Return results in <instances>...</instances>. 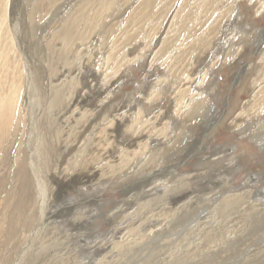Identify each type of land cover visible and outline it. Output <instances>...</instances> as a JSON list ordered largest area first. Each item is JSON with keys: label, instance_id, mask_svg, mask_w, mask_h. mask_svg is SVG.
I'll return each instance as SVG.
<instances>
[{"label": "bare ground", "instance_id": "6f19581e", "mask_svg": "<svg viewBox=\"0 0 264 264\" xmlns=\"http://www.w3.org/2000/svg\"><path fill=\"white\" fill-rule=\"evenodd\" d=\"M61 1L62 0H33V2H40L39 7L37 9L38 15L44 13L46 15V13L50 14V12L52 13L53 16L52 18H50L51 21L48 24H53L52 27H54V30L48 31L50 28L52 29V27H50L49 29H46L45 32H50V35L48 34L50 36L49 39L53 38L54 41L59 39L61 41V46L63 47L64 45L68 44L70 40L74 39L73 37L77 35L78 31L85 30V28L87 27L89 29L97 27L98 24L102 22V20H105L109 17L108 14L111 17V13L114 12L113 10L115 7H120L129 0H66L68 1L66 2V6H69L68 9L66 10L64 7L65 10L54 13V8L60 7L59 5L62 4ZM138 1L136 4H134V11H132L134 13L138 12L139 14L144 13V11L147 12L151 0H140L139 3ZM237 1L238 0H183L176 13H174L172 18L170 17V29H174L175 33H171L170 35H165L164 37L157 39L156 42H159L160 44L157 56H163L167 52L169 53V49L172 48V46L179 45L180 48L177 51L179 57L170 58L169 56V58H161L160 56H158L152 59V62H159L165 74H163L164 77L155 81L156 83L153 88H155L156 91H152V93L150 92V98L147 100L151 103H155L158 101L161 102L162 96H164L166 89L169 88L166 84L168 83V86H170V88L173 86V88L176 90L173 105V113L175 115L174 119L172 118L173 116L171 117V115H168V112L160 110L163 107H155L152 110L153 112H151L150 109H145L146 106H139L138 108L136 107L137 111L135 112V114H133V116L127 114V111H125L121 113L119 112L120 114H118L117 117H114L112 115H109L108 112L103 113V110H105V107L107 105L103 101H98V104L94 103L96 104V107L93 104L94 107L92 108L91 112L87 110L80 111V104L82 102L80 103L78 101L79 99H72L74 97H71L72 100H69L68 102L64 99L66 98V94H68L67 97H70L71 94L69 93L71 88H79L80 84L81 86L83 85L85 87L88 84L84 82L80 83L79 81L78 83H76V85L74 83L69 84L68 82L70 81H76L75 76L72 72H70L73 74V76L67 79V76L64 75V72H62L63 69L58 67V65L60 64L59 61H54L53 58L51 60L50 58L43 57V53L39 52L38 50H36L35 52V50L33 49L34 51L32 52L31 48L30 60H25L23 58L24 56H22L21 59L17 58V62L10 63L11 61H8L10 60V57L15 58L16 56H18V54H22V48L20 45L23 44L24 41H21V39L23 38L20 37L21 33L19 34V29L22 28V23L26 25L28 22L33 21L32 19H34V17L32 13L34 12L31 10L32 4H30V19L28 17L29 15L27 16L26 14L27 17L24 21H22L18 17V15L20 11L22 13L23 9L26 7L24 0H0V87L1 85H4L5 81L3 80V78L4 76L7 77L8 74L9 77H11L12 75L13 80L14 77L16 80L15 82L11 80L13 82L9 83L10 92L8 97H6L5 95L4 96L6 98L0 97V264H33V261L36 256L35 254L39 252V250L41 251L42 249L47 248L48 246L50 247L51 245L60 246V248L57 249V252L59 253L56 255L55 258H53L51 264H127L131 259H135L133 263L131 262L132 264H205L206 262V264H209L208 262H211L212 258L214 257L212 256L211 258L208 253L205 254V247H207L208 249V247H212V245H214V248L219 249L218 246L223 245V241L226 240L227 236H230L235 232H237V236L242 235L243 237L244 235L250 232L253 233L255 230V232L257 233V229H253L254 226L257 225L253 220L255 219L256 221L257 219V221L259 222L264 221V187L262 186V188L260 189L253 187H256L258 184L260 185L264 173H252L248 175L244 184H250V187L243 188L242 191L239 193L235 190L234 186L236 176L240 175L238 173V171L240 170V167L238 165H236L234 169L229 168L230 172L226 173L229 178L221 177L219 182H210L209 178H212V175L210 176L207 175V173H204L205 169H207L210 165L214 164V168L211 172H220L224 169H228L229 165H227V163H225L224 165H217L218 163L215 164V162L218 161V153L210 155V157L207 159L202 158L200 154L202 147L196 145V140H193L192 136L189 133L191 131L192 125L194 124V122H192L191 120H194V118L200 116V114L203 113L202 110L203 108H205L204 105L207 99L206 96H208V93H210L207 90H200V86L194 84V81L191 77L195 70L194 64L197 59L195 58V55L201 53L202 51H205L203 50L204 47H208V45L211 43V38L215 35L219 26H221V22H223V19H226L224 22L225 26L229 25V23L232 24L233 22L236 25V23L239 21V18H241L240 11L242 10H240V4L238 5ZM247 1L250 4L249 6L254 5L256 7L254 11L255 15L259 16L264 13V0ZM29 2H31V0H29ZM29 2L28 0H26V3H28V8ZM130 6L132 5L130 4ZM142 6L143 9H141ZM23 13H25V10ZM156 14L155 17H157ZM127 19L129 23H134L133 20H130L129 16H127ZM150 19L152 20V18ZM201 22L202 24L200 26L199 24ZM242 23L244 24V22ZM102 26L105 29L109 27V25L106 26L105 23ZM102 26L100 27L99 25L100 28H102ZM224 27L222 28L224 29ZM132 28L133 27H131V29ZM197 28L198 32L195 31V29ZM246 29L244 30L247 31ZM166 34H168V32ZM211 34L212 36L210 38L207 37ZM115 35L113 39L115 38ZM148 36H150V34ZM248 36L250 37V35ZM197 37L200 38L199 42H190L191 38L195 39ZM243 37L241 35L242 39ZM85 38L87 37H84L83 39ZM132 38L133 35H128L127 39L124 38V41L125 39L127 40L125 43H131V41H133ZM86 40L87 39H85V41ZM227 40L230 41V37ZM174 41H177L178 43ZM77 43H79V41ZM251 43L255 44V40H251ZM77 46L82 47L84 45L77 44L76 47ZM154 46H157V44ZM223 46L224 45H222V48H224ZM31 47L33 48V46ZM231 47L234 48L232 57H234L239 51L241 52V47L233 45ZM143 49L144 47L142 48V50ZM119 50L122 51L120 48H117L116 50L109 51V54H106L105 51V54L110 60L109 55L114 56V54ZM85 53L87 52L85 51ZM126 54L127 50L124 51L118 59L119 65L113 66L112 71L109 73H112L114 70H117L120 66L122 67L124 63L130 61V59L126 60ZM201 54H203V52ZM78 55L77 57H79ZM114 58L115 57H113V59ZM202 58H204V56H202ZM225 58H227V56H225ZM261 58L263 59L261 60L260 68H258V70H260V73L255 79L252 80V86H256L260 83L261 80H264V55ZM35 59L39 62V65L35 63ZM108 59H105L104 57V60L108 61ZM137 59L138 58L136 57V59H134L133 61H137ZM234 59L237 60L236 58ZM48 62L51 63L50 67L48 66ZM35 64L38 66H36V69L33 68L35 67ZM108 64L110 67V62ZM63 66H65V64L62 65V67ZM91 66H93V64ZM99 66L100 64L98 65V67ZM126 66L124 67L126 68ZM101 67L102 66H100L99 68L101 69ZM78 71H80V69ZM47 73L48 76H46ZM247 76L249 77V74H247ZM187 83H190V85H187ZM35 84L43 86L44 89L43 94L41 96L38 94L37 91H35ZM101 89L102 88H100V90ZM105 91L106 89H104L103 92L105 93ZM170 91L172 92L171 89ZM1 94L3 93L1 92ZM99 95H101V93H99ZM102 97L104 98V95ZM247 105L250 106V109L249 107H247ZM245 106L247 107V110L246 107L241 109L239 115L247 114L248 111L251 112V114L254 113L255 115L256 113L257 115H259L258 113H261V111L264 112V84L260 85L257 88V90L252 96L251 101H249ZM109 109L111 110V108ZM122 111L124 110L122 109ZM68 113H70V116L66 117V114ZM84 113H88L91 119L88 124L84 125V127L82 125L83 128L80 130V137L76 139L74 143L65 144V142L61 144V142H59L60 140L58 139L60 132L63 130V128L60 127V123L64 122L65 120H67L68 124L70 123L69 126H65L69 135L76 131L77 123L80 119L83 118V116H85ZM214 114H216V111ZM60 118H63L64 121L60 122ZM164 118H166V120L163 125L161 124V127H157L156 122L162 121ZM238 118L240 119V117ZM197 120H201V118L196 119V124L200 123L197 122ZM219 120L220 117L216 115L213 116L211 120L209 119L210 123H206V130L204 129L205 131L203 135L205 136V132H207L208 129L213 128L215 126V123H217V121ZM221 120H224V118ZM233 121L235 122V120ZM128 122H130L129 126L125 128ZM92 126L102 127L101 137H103V139L99 137L95 140L94 136L93 138H90V135L92 133ZM179 126H181L180 129H178ZM230 130L236 131L240 135H247L248 139L257 143L259 146L264 145V126L262 125H253L250 127H235L232 123V125H230ZM124 133L127 134V136L125 137V141H120L119 139H117L118 137L121 138L122 136H124ZM86 138H90L93 141H87ZM136 140L137 144L134 145L135 147L130 148V146ZM180 142L182 143L180 144ZM200 142L201 139L199 143ZM100 144H103L104 146L101 147ZM160 144L164 145V147L163 145L161 146L163 147L161 149L159 147ZM172 145L175 148L172 147L173 149H171ZM108 146L111 147L110 150L105 149L104 151V148H107ZM89 147L94 151L96 150L94 147L101 148V156H99L100 154H97V156L95 152H93V154H89L87 152L89 150ZM170 149V153H173V159H175V161L177 162L170 167V170H166L165 172H163L165 168L169 167V163L167 166L159 167L161 164L158 166V163L156 162V169H159L157 170V174L152 175V170H154V168L152 169L148 167V169L146 170L147 173L144 177H141L142 174H137L133 181L126 182L127 179L130 178L132 173L134 171H137L139 165H143V163L145 162H150V159L158 153L159 157L161 156L160 159L162 160V158H165L164 153H168ZM234 149H236L235 145L229 149H219V152L220 154H227L223 156L232 157ZM110 151L117 153V156L110 154ZM194 156H200L196 167L198 168V171L201 170V172L180 175L178 171L179 166H181L184 162ZM171 157L169 156L168 158ZM178 160L181 161L180 164H178ZM136 163L137 166L134 165ZM229 163H232L234 167V164H237V161H229ZM146 165H151L153 167L152 160L151 163H148ZM76 167L78 169L91 168V170H88L89 173L87 172L86 176L84 175L82 179L78 178L72 180L71 187H73V184L77 185L79 183L83 186H80L83 191H77V189V195H75L72 199L70 198L68 200L69 203L67 205L66 210L67 212H69V215L73 214V217L71 216L70 220H68L67 218L61 220L60 222H57V213H48L49 209L48 206H44L46 205L45 202H48L51 197L53 198L57 195V189L61 187L60 186L57 188V183L60 181L61 177H63V175H65L68 171L70 172L73 170L74 172V168ZM77 171L80 172L79 170ZM77 171L75 172L78 173ZM233 172H235L236 174H233ZM38 174L41 175L40 177H42V174L46 177V186L45 189L42 191L44 192V195H41L40 193L41 188L39 184L41 180L38 177ZM148 175H151L153 177H149ZM41 179H43V177ZM192 180H196L202 186L204 184L205 186L209 185L210 190L207 191V193L201 191L200 188L199 189L201 191L200 194L205 198L204 200H208V198H213L211 207L208 206L209 208H206L204 207L205 202L201 203L200 208L198 210L200 211L201 216L196 215L194 220L191 221L187 228L185 227L184 229H182L183 231L177 233L171 232L166 237L159 236L160 230L158 229L169 226L171 223L179 221V219H188L187 217L192 212V215H195V208H198V206H192L194 204L191 205L190 199L188 201L186 200V198L190 195L188 194V190L192 186ZM94 181L96 182L93 183ZM147 182L151 185L148 190L137 189L142 184H148ZM117 187L120 188L121 193H127L125 195L126 199H123L124 201L121 204L119 203L120 205L118 209L114 210L113 214H105L103 210L101 212L92 211L90 209L87 211H75V204L78 202H82V197H86L88 199L91 198L93 201L97 202L102 199L99 198L101 196H99L100 193H104L108 189L111 190L116 188L117 190ZM78 194H81V199L79 198L76 201V199L78 198ZM91 195H96L97 198H93ZM100 204L98 203L100 208H102ZM206 205H208V203ZM131 206H136V209H138L136 210V212L141 211L140 214L146 213V216L143 217L140 221L132 220L130 223H128L129 225H124L126 222L123 223L124 226L121 229L117 225V227L119 228L117 229L120 230L117 231L116 228L113 227L114 225L116 226V222H114V220L118 218L123 220L127 219L128 214L124 215L123 213H125L127 207ZM77 207L79 206L77 205ZM205 210H207L208 212H206ZM91 211L92 213H89ZM198 211L196 212L198 213ZM31 212L33 213V216H38V220H35V222H33L30 217V214H32ZM129 214L131 215L130 219H132L134 215L130 212ZM97 216H101L103 219H107V222L110 225L112 224V226L109 230L108 235L103 238L104 240L102 239L103 242L100 241V243L102 242L101 245H99L100 243L97 244L99 240L96 239H91L86 243L88 244V246L91 245V247H93L92 251H90L91 249L88 250V246H85L87 248V251H78L76 249V246H79V240H75L76 237L72 238V235L60 233L63 228H66L64 225L65 223L72 222L73 224H75L78 222L79 224H81L82 221H86L85 223H88V220H93L97 218ZM180 217H182V219ZM189 218L191 217L189 216ZM229 218H234V220L237 221L239 224L229 226L227 224ZM251 222H253V224ZM72 223L70 225H72ZM242 223L243 225L241 226ZM250 223L252 224L250 228L246 231H242L243 227H246ZM233 228H236L237 230H233ZM18 237L21 238V240L19 241L20 245L19 243H17L13 246V253H11L12 250H6V243L10 242L13 245L15 241L19 240ZM244 239H247V236ZM244 239H241V241ZM63 240H67L68 242H62ZM73 241L74 243H72ZM230 242V244H232L235 241L233 242L232 240ZM66 243L67 245H65ZM153 243H158V245L150 247V245ZM138 244H142L143 247L140 251L136 252L134 249L136 248V245L138 246ZM226 244H228V241ZM65 246L69 251L67 250L66 252H63ZM159 246L170 247L167 249V252L164 251L165 253H163L161 256H157L156 253L152 252ZM4 249L6 251H4ZM146 249L148 250V252L145 254L144 251H146ZM262 249L263 248H253L252 250L251 248H246V250H244L245 253L241 255L242 259L247 258L249 256V253H253L255 251L257 253L259 252V250ZM133 250L135 252H133ZM85 252H87L89 255L88 259L85 258ZM91 252L94 257L92 256ZM114 252H116L117 254H115ZM138 253L140 254L137 255ZM39 254L40 253H38L37 256ZM43 258L39 261L37 260V263L46 264ZM242 264L244 263L242 262Z\"/></svg>", "mask_w": 264, "mask_h": 264}, {"label": "rangeland", "instance_id": "374dc122", "mask_svg": "<svg viewBox=\"0 0 264 264\" xmlns=\"http://www.w3.org/2000/svg\"><path fill=\"white\" fill-rule=\"evenodd\" d=\"M62 1H64V2H62ZM62 1H61L62 4L59 5L60 7H55L54 8V10H53L54 13L55 12H59V11H63L65 9L66 10L68 9L69 6H66V4H67L66 2H68V1H66V0H62ZM137 1L138 0H135V1L134 0H129L128 2H125V4H123L122 6L115 7L114 10H113L114 12L111 13L112 14L111 17L107 13L109 17L107 19H105V20H102V22L103 21L104 22L103 23L100 22L98 24V26L95 27L96 29L95 28L89 29L87 27V28H85V30L78 31L77 35H76L77 37L76 36H75L76 38L73 37L74 39L70 40L71 43L68 42V44H66V45H64L62 47L61 46V41L59 39H57L56 41H54L53 38L49 39L50 32H47V33L45 32L46 29H49L50 27L53 26V24L52 25L48 24L51 21L50 18H52V16H53L52 13L50 12V14L46 13V15H45V13H44V14H39L38 15L37 14V9L39 7V3L40 2H33V0H31V2H29V0H28V2H29V8H28V6H27L28 3H26V0H24L25 5H26V7H25L26 9L24 8L23 12L25 10V13H23V12L21 13V11H20L21 14L19 13L20 16L18 15V17L22 21H24L25 18L29 15L28 17L30 19V10L29 9H30V4H32L31 10L34 12V13H32L34 19H32L33 21L28 22L26 25H24L22 23V25H21L22 28L19 29V34L20 33L22 34V35L20 34V37L23 38V39H21V38L20 39H21V41H24V43H23L24 45L23 44L20 45L21 48H22V54L21 55L18 54V56H16L15 58H11L10 57L9 58L10 60H8V61H11L10 63L17 62L16 61L17 58L21 59L22 56H24L23 58L25 60H27V59L30 60V48L32 49V52L34 50H35V52H36V50H38L39 52H42L43 53L42 54L43 57L50 58L51 60L53 58L54 61L55 60L59 61L60 62L59 65L60 66L58 65V67L63 69L62 72H64V75L67 76V79H69L71 76H73V74L75 76L76 81H70V82H68L69 84L74 83L76 85V83H78V81L80 83L84 82V83L88 84L85 87L83 85L81 86V84H80L79 88H77V87L71 88L70 89V93H69V94H71L70 97H67L68 94H66V98L64 99L67 102L69 100H72V99H75V98H77V100L79 99L78 101L80 103L82 102L80 104L81 105L80 106L81 107L80 111L87 110V111L91 112L92 108L96 104H98V101H103V102H105V104H107L106 107H105V110H103V113L108 112L109 115H112L114 117H117L118 114H120L121 112H125V111H127L126 112L127 114L133 116V114H135V112L137 111V108L139 106H144V107L146 106L145 109L146 110L150 109L151 112H153L152 110L155 107H159V108L163 107L160 110L168 112V115L169 116L171 115V117L173 116L172 118L175 119V115L173 113V105H174V97H175L176 90L173 88V86L170 88V86H168L169 84L168 83L166 84L167 87H169V88L166 89V91H168V92L165 91L164 96H162L161 102L158 101V102H155V103L154 102L151 103L147 99L150 98V95H149L150 92L152 93V91H156V89L153 88V86L156 83L155 81H157L158 79H161L162 77H164L163 74H165L163 68L160 66L158 61L152 62V59H154L155 57L160 56V55L157 56L160 44H159V42H156V41H157L158 38H162L165 35H170L171 33L172 34L175 33L174 29H170V25L169 24H170L172 16L174 15V13H176V11L178 10V8L181 5V3L183 2V0H177V1L175 0V2H174V0L173 1H171V0H151L150 3H149V7L150 8L148 7L147 12L144 11V13H141V14H139L138 12H136V13L133 12L134 11V7H135L134 4H136ZM139 1H138V3H139ZM129 3L132 6H130ZM237 4L238 5L240 4V10L241 9L242 10L240 11L241 18H239V21L236 23V25L233 22L232 23L233 25L231 23H229V25L225 26L224 22H225L226 19H223V22H221V26H219V28L217 29V31L215 33V35H217V36L214 35L211 38V43L208 45V47H206V48L204 47L203 50H205V51H202L203 54H201L202 53L201 52V53L195 55V58H197L196 62L194 64L195 65V70H194V73H193V75L191 77H192V79L194 81V84L200 86V90H202V89L203 90H207L210 93H208V96H206L207 99H206V102H205V105H204L205 108H203V110H202L203 113L200 114V116H197L196 118H194V120H191L192 122H194L195 125L194 124L192 125L191 131L189 133L192 136V139L196 140V145L202 147V149L200 151V154H201L202 158H206L207 159V158L210 157V155H213L214 153L215 154L218 153L217 154L218 155V161L215 162V164L218 163L217 165H221V164L224 165L225 163H227V165H229L228 169H224V170L221 169L222 171H220V172H211L213 170V168H214V164L210 165L207 169H205L204 173H207V175H210V176L212 175V178L209 176L210 177L209 178L210 182H216V181L219 182L221 177L222 178H229L228 175H226V173L230 172L229 168L234 169L236 167V165H238L240 167V170L238 171V173L240 175H237L236 176V180L234 181L235 190L239 193V192L242 191L243 188H245V187L249 188L250 187V184H247L248 186L244 184L248 175H250L252 173H262V174L264 173V150H263L264 149V145L263 146H259L257 143H255V142L251 141L250 139H248L247 135H240L238 132L230 130V125H232V123H233V125L235 127H237V126L250 127V126H253V125H262V126H264V112H262V111H261V113L260 112L258 113L259 115H257V113H256V115L254 113L251 114V112H249V111H248L247 114L239 115L241 109L245 108L246 107L245 105L249 101H251L252 96L255 93V91L257 90V88L260 85L264 84V80H261L260 83L258 85H256V86H252L251 85L252 80L255 79L260 73V70H258V68H260V65H261L260 63H261V60L263 59L261 57H263V55H264V32H263L264 31V13H262L259 16L255 15L254 11H255L256 7L254 5L249 6L250 4L248 3L247 0H238ZM155 5H156V7H155ZM64 7H65V9H64ZM141 9H143V6H142ZM247 9H250V10H247ZM159 11H161V12H159ZM151 13H153V14H151ZM26 14H27V16H26ZM155 14H156L157 17H155ZM127 16L130 17L131 21L133 20L134 23H136L138 25H136L134 23H129L127 21L128 20ZM149 17L152 18V20L155 19L154 20L155 22L157 20L158 21L155 23ZM109 18L112 21V23L109 20ZM144 21H145V23H144ZM242 22H244V24ZM104 23H105L106 26L109 25V27H107L106 29L103 28L102 25H104ZM144 24H145V26H144ZM201 24H202V22L199 25L201 26ZM238 24H240L241 26L238 25ZM99 25H100V27L102 26V28L104 30L102 28H100ZM228 26H230V27H228ZM131 27H133V28L131 29ZM222 27H224V29ZM234 27H235V29H234ZM243 27H244V29L247 28L246 29L247 31H245L243 29ZM53 28L54 27H52V29L50 28L48 31H53L54 30ZM134 28H135V30H134ZM236 28H238V29H236ZM230 30H232V31H230ZM195 31L198 32V28L195 29ZM120 32H121V34H120ZM143 32H145L146 34L143 33ZM165 32L166 33L168 32V34H166ZM122 33H123V35H122ZM233 33H234V37H233ZM24 34H25V36H24ZM147 34L148 35L150 34V36H148ZM86 35H88V36H86ZM114 35H115V38L113 39ZM120 35H121V37H120ZM128 35L129 36L133 35V38H132L133 41H131V43H133V44H131V43L126 44L125 43L127 41L126 39L128 38ZM241 35H242V37L244 36L243 39L241 38ZM248 35H250V37ZM211 36H212V34L210 36H207V37L210 38ZM84 37H87V38H85V39H87L86 41H85V39H83ZM229 37H230V41L227 40V39H229ZM245 37L246 38L249 37V38L246 39ZM78 38H80V39H78ZM124 38H126L125 41H124ZM48 39L51 40L52 42L49 41ZM225 39H226V41H225ZM199 40H200V38H198V37L195 38V39L191 38L190 42H192V43L199 42ZM232 40H235V41H232ZM238 40L241 41V42H239ZM251 40H255V44L254 43L252 44ZM28 41H30V42H28ZM47 41H49V42H47ZM53 41H54V43H53ZM78 41H79V43H77ZM174 42H177V41H174ZM260 42H262V43H260ZM177 43H175V44H177ZM258 43H259V46H258ZM75 44L76 45L80 44V45H84V46H82V47L81 46H79V47L77 46L76 47ZM136 44H138V45H136ZM149 44H151V45H149ZM156 44H157V46H154ZM115 45H117V46H115ZM219 45H221V46H219ZM222 45H224L223 46L224 48H222ZM232 45L241 47L240 48L241 52L239 51L234 57H232L233 56V50H234V48L231 47ZM31 46H33V48ZM48 46H50V47H48ZM95 46H96V48H95ZM126 46H129V47H126ZM145 46H146V48H145ZM139 47H141V48H139ZM143 47H144V49L142 50ZM117 48H120L122 51L119 50L118 52H116L114 54V56L113 55H109V57H110V60H109L107 58L108 56L106 54H109V51L116 50ZM179 48H180L179 45L178 46L174 45V46H172V48L169 49V53L167 52L168 54L166 53L165 55L160 56V57L161 58H163V57L164 58H169V56H170V58L171 57L178 58L179 54H178L177 51L179 50ZM218 48H220L221 50L218 49ZM126 50H127V54H128V55L126 54V56H127L126 60L130 59V61L127 62V63H124V65L122 67L120 66L117 70H114L112 73H109V72L112 71V67L113 66L119 65L118 64L119 63L118 59L120 58L122 53L124 51H126ZM49 51H50V53H49ZM77 51H78V53H77ZM85 51L87 53H85ZM105 51H106V54H105ZM243 51H244V53H243ZM119 52H121V53H119ZM209 54H210V56H209ZM45 55H47V56H45ZM77 55L79 57H77ZM201 55L204 56L205 59L202 58ZM129 56H131V57H129ZM225 56H227V58H225ZM236 56H238V57H236ZM12 57H13V55H12ZM104 57H105V59H108V61L104 60ZM113 57H115V58L113 59ZM136 57L138 58L137 61H133L134 59H136ZM234 58H236L237 60H235ZM112 59H113V61H112ZM226 59H227V61H226ZM225 61H226V63H225ZM109 62H110V67H109V64H108ZM228 62H230V63H228ZM35 63L37 65H39V62L36 61V59H35ZM238 63H239V65H238ZM36 64H35V67H33L35 69L38 67ZM48 64H49L48 66L50 67L51 63L48 62ZM64 64H65V66L62 67V65H64ZM79 64H81V65H79ZM92 64H93V66H91ZM99 64H100V66H102L101 69L99 68L100 66L98 67ZM124 66H126V68ZM87 67H89V68H87ZM103 67H105V68H103ZM78 68L80 69V71H78L79 70ZM245 69H246V72L247 71H249V72L246 73ZM211 71H213V72H211ZM251 71H252V73H251ZM70 72H72L73 74L70 73ZM106 73H107V76H106ZM89 74H90V76H89ZM247 74H249V77L247 76ZM46 76H48V73H47ZM11 77H12V75H11ZM11 77H9V74H8L7 77L4 76V78H3L5 83H4L3 86L1 85V87H0V97H2V98H6L9 95V92H10L9 91V83L13 82V81L14 82L16 81L15 77H14V80H13V77L12 78ZM81 77H83V78H81ZM108 78H110V79H108ZM11 80H13V81H11ZM118 80H120V81H118ZM188 84L190 85V83H187V85ZM191 84H193V83H191ZM150 85H152V86H150ZM4 88H6V89H4ZM100 88H102V89L100 90ZM43 89H44L43 86H39V84H35V91H37L40 96L43 94ZM104 89H106L105 93L103 92ZM170 89L172 90V92L170 91ZM4 90H6V91H4ZM245 90H247V91H245ZM1 92L3 94H1ZM99 93H101V95H99ZM74 94H75V96H74ZM137 94H138V96H137ZM103 95H104V98L102 97ZM111 95H112V97H111ZM26 97H28V96H26ZM71 97H74V98L71 99ZM166 98H167V100H166ZM98 99H100V100H98ZM94 103H96V104H94ZM93 104H94V106H93ZM248 105H247V107H249V109H250V106H248ZM108 107L111 108V110ZM247 107H246V110H247ZM121 108L124 111H122ZM112 109H113V111H112ZM118 109H119V111H118ZM170 109H171V111H170ZM215 111H216V114H214ZM69 114L70 113L66 114V117H69L70 116ZM84 114H85V116H83V118L80 119L78 121V123H77L76 131L71 133V134H69V135H68V132H67L65 126L66 127L69 126L70 123L68 124L67 120L64 121L63 118H60V120H59L60 122L64 121V122L60 123V127L63 128V130H65V131H63L61 129L62 131L60 132V135H59V138H58L60 140L59 142H61V144L65 143V142H66L65 144L74 143L75 140L80 137V133H81L80 130L84 127L85 124H88L90 119H91L89 117L88 113H84ZM215 115L219 116L220 120L217 121V123H215V126L213 128L208 129L207 132H205V136H204L203 133L206 130L205 129L206 128V123H210L209 119L211 120V118L213 116H215ZM169 116H167V117H169ZM238 117H240V119ZM197 118H201V120H197V122H200V123L196 124V119ZM223 118H224V120H221ZM72 119H71V121H72ZM165 120H166V118H164L162 121L158 120L159 122H156L157 127H161L163 125V123L165 122ZM233 120H235V122L237 121L236 124H235V122ZM68 121H69V119H68ZM212 121H214V120H212ZM129 123L130 122H128V124H126L125 128L129 126ZM62 125H64V126H62ZM82 125H83V127H82ZM180 128H181V126L178 127V129H180ZM101 131H102V127L92 126V128H91V132L92 133L90 135L91 136L90 138H93V136H94L95 140L98 139L99 137L102 136V134H101L102 132ZM60 136H62V137L64 136L63 137L64 140ZM126 136H127V134L124 133V136H122L121 138L118 137L117 139H119L120 141H125L126 140L125 139ZM142 136H143V134H142ZM90 138L89 139L86 138V140L90 141V142L93 141ZM101 138L103 139V137H101ZM200 139H201V142L199 143ZM181 143L182 142H180V144ZM136 144H137V140L134 141V143L130 146V148H134L135 147L134 145H136ZM162 145L161 144L159 145L160 149L164 147V145H163V147H161ZM234 145L236 146V149H234V153L232 154V157L223 156V155H227V154H224V153L220 154L219 149H229V148H231ZM100 146L102 147L104 145L100 144ZM172 147H173V145L171 146V149L175 148V147H173V148ZM94 148L97 151L96 150L94 151V150H92L89 147V150L87 152L89 154H93V152H95L96 155L100 154L99 156H101V150L102 149L101 148H96V147H94ZM110 148L111 147L108 146L107 148H104V151H105V149H109L110 150ZM171 149H170V151L168 150L169 151L168 153H164L165 154L164 155L165 158H162V160L160 159L161 156L159 157V153H158V154L154 155L150 159V162H147V163L145 162V163H143V165H139V168L137 169V171H134L132 173V175L130 176V178L127 179L126 182L133 181L137 174L138 175L142 174L141 177L142 176L144 177L146 175V173H147L146 170L148 169V167L152 168V169L154 168V170L156 171L155 172L154 170H152L153 171L152 175L157 174V170H159V169H156L157 168L156 167L157 163H158V166L161 164L159 167L167 166L168 163H169V167L165 168L163 170V172H165L166 170H170L171 169L170 167L173 164L177 163L175 161V159H173V153H170ZM110 154H112L114 156H117V153H114V152H111V151H110ZM169 156L170 157L172 156V157L168 158ZM220 157H222V158H220ZM199 158H200V156H194V157L190 158L189 160H187L186 162H184L181 166H179L178 171H179L180 175H185V174H189V173L194 174V173L201 172V170L198 171V168L196 167V164H197ZM211 159H213V158H211ZM238 159H239V161H238ZM151 160L153 162V167L151 165H146L148 163H151ZM229 161H237V164H234L235 166L233 167V164L232 163L230 164ZM178 162H179L178 164H180L181 161L178 160ZM134 165L137 166V163L134 164ZM74 170L75 171L79 170L80 172L77 171L78 173H76L75 171L73 172V170H72L70 172L68 171L67 172L68 174L66 173L65 175H63V177H61V179L59 181L60 183L59 182L57 183V188L61 186L60 188L57 189V195L54 196L53 198L51 197L48 202H45L46 205H44V206H48V209H49L48 213H51V212H52L51 214H56L57 213V218H56L57 222H60L61 220L67 219V218H68V220H70V217L71 216L73 217V214L69 215V212H67V210H66L67 209V205L69 203L68 200L70 198L72 199L75 195H77L76 194L77 193L76 192L77 189H78L77 191H83V190L80 187V186H82L80 183L77 184V185L73 184V187H71L72 186V180L73 179H78V178L82 179L84 177V175L86 176L87 172L89 173L91 168L90 169L89 168H86V169L80 168V169H78L76 167V168H74ZM85 170H86V172H85ZM234 173L235 172H233V174ZM40 174H38V177L41 180V182L39 184L40 188H41L40 189V191H41L40 193H41V195H44L43 194L44 192H42V191L45 189V186H46L45 185L46 184L45 183V178L46 177L43 176V174H42L43 179H41L42 177H40L41 176ZM77 175L78 176L80 175V176L78 177ZM148 176L149 177H153L151 175H148ZM160 176H162V175H160ZM192 181H193L191 183L192 186L188 190V194H190V195L186 198V200L188 201L190 199L191 205L194 204L192 206H195V205L198 206V208H195V215L193 214L194 217L192 215V213H193L192 212L191 214H189V216L191 218H189V216H188L187 217L188 219H183V220L179 219V221L171 223L169 226H166V227L158 229V230H160L159 236L166 237L171 232H176L177 233V232L183 231L182 229H184L185 227L187 228V226L191 223V221L194 220L196 215H200L201 216L200 211H198L199 208H200L201 203L205 202V206L204 207H206V208L211 207V204L213 202V198L212 199L208 198V200L207 199L204 200L205 198L200 194L201 191H204V192L207 193V191L210 190L209 185L205 186V184H204L202 186L196 180H192ZM95 182L96 181H94L93 183H95ZM63 184H65V185H63ZM152 184H153V182H152ZM86 185H88V184H86ZM257 186L253 187V188L260 189V188H262V186L264 187V174H263L262 182L260 183V185L258 184ZM150 187H151L150 183H148V184L145 183V184L140 185L139 188H137V189L138 190H148ZM199 188L201 189V191H200ZM126 193L127 192L121 193L120 192V188L117 187V190H116V188L115 189H111V190L108 189L104 193H100L99 196L100 195L101 196L99 198H102V199L100 201H97V202L93 201L91 198L88 199L86 197H82L83 198L82 202H80V203L78 202V203L75 204V207H76L75 211H84V210L87 211V210L90 209L92 211H96V212L100 211L101 212L103 210L105 214L106 213H112L113 214V211L117 210L119 205L124 201L123 199H126L125 198ZM80 195L81 194H78V198L76 199V201L79 198L81 199ZM91 196L93 198H97L96 195H91ZM193 196H194V198H193ZM197 200H198V202H197ZM98 203L99 204L101 203L100 205H101L102 208H100ZM207 203H208V205H206ZM52 204L53 205L55 204V205L53 206ZM177 204H180V203H177ZM181 204H182V202H181ZM77 205L79 207H77ZM62 207L64 208V210H63ZM77 208H79V209H77ZM94 208H95V210H94ZM136 210H138V209H136V206L127 207V210L125 211V213H123L124 215L128 214V217L126 216L127 219H124V220L120 219V218L115 219L114 222H116V226L114 225L113 227L116 228L117 231H120V230H118L119 228L121 229L124 225H129L128 223H130L132 220L140 221L143 217L146 216L145 215L146 213L140 214L141 211L136 212ZM64 211H66V212H64ZM92 211L89 212V213H92ZM196 211H198V213ZM205 211L208 212L207 210H205ZM129 212L134 215L132 217V219H130L131 215L129 214ZM206 212H205V214H206ZM34 214H35V212H34ZM205 214H203V215H205ZM30 217H31L33 222H35V220H38V216H33V213L30 214ZM180 218L182 219V217H180ZM253 221L257 224L253 228V229H257V233L255 232L256 231L255 230L253 232L254 234L250 232V233L244 235V237H243L242 235H238L237 236L236 235L237 232H235L232 235L227 236L226 240L223 241V245L218 246L219 249L214 248L213 247L214 245H212V247H208V249H207V247H205L206 248L205 254L208 253V255L211 256V258H212V256L214 257V258H212V261L208 262V263L209 264H237V263L238 264H242V262H243L244 264H250V263L251 264H264V252H263V249H264V246H263L264 245V237H263V235H264V221L263 222H259V221H257V219H256V221H255V219ZM85 222L86 221H82L81 224H79L78 222L73 224L71 222L72 225H70L71 223L68 222V223L64 224L66 228H63L62 231L60 230L61 234L65 233L67 235H72V238L76 237L75 240H77V239L79 240V242H78L79 246L78 247L76 246V249L78 251H80V252L81 251H83V252L87 251V248H89L88 250L91 249L90 251H92L93 247H91V245L88 246V244H86V243L88 241H90L91 239L99 240V242L97 244H99L100 241L103 242V240H104L103 238H105L108 235L109 230L111 229V226H112V224L110 225L107 222V219H103L101 216L100 217L97 216V218H95L93 220H88L87 221L88 223H85ZM123 223H125V224L123 225ZM251 223L253 224V222H251ZM251 223L248 224L246 227H243L242 231L248 230L250 228V226L252 225ZM227 224L229 226H234V225L239 224V223L237 221H235L234 218H232V219L229 218ZM117 225L119 226V228L117 227ZM242 225H243V223L241 224V226ZM87 228L88 229L90 228V229L88 230ZM235 229L236 228H233V230H235ZM71 231H73V232H71ZM250 234H252L253 236L250 235ZM246 236H247V239H244V238H246ZM69 237H71V236H69ZM18 238H19V240L15 241L13 245L10 242L6 243V246H5L6 250H8V249L10 251L12 250L11 253H13V251H14L13 250L14 249L13 246L15 244L19 243V241L21 240L20 237H18ZM241 239H244V240L241 241ZM232 240H233V242L234 241L235 242L230 244L231 243L230 241H232ZM227 241H228V244H226ZM62 242H68V241L67 240H65V241L63 240ZM84 242H85V244H84ZM102 242L99 245H101ZM72 243H74V241ZM19 245H20V243H19ZM65 245H67V243ZM155 245H158V243H153V244L150 245V247H154ZM85 246H88V247L86 248ZM142 247H143L142 244H138V246L136 245V248L134 250L136 252L140 251ZM169 247L170 246H165V247H162V246L160 247L159 246L154 251L152 250L153 252L152 251L151 252L152 253H156L157 256H161L163 253L167 252V249ZM59 248H60L59 245H56V246H52L51 245L50 247L48 246L47 248H44L41 251L39 250V252H37L35 254L36 256H35L34 261L36 263L33 261V264H38L37 262L40 259H42L43 257H44L43 258L44 262L46 264H49V263L51 264V261L53 260V258H55L56 255L59 253V252H57V249H59ZM246 248H251L252 250H253V248H257V249L263 248V249L259 250V252H257V253H256V251L253 252V253H249V256L247 258L242 259L241 255H243L245 253L244 250H246ZM6 250L4 249V251H6ZM67 250L68 249L65 246L64 249H63V252H66ZM134 250H133V252H135ZM218 251H220V252H218ZM147 252H148V250L146 249V251H144V253L146 254ZM38 253H40V254L37 256ZM85 253H86V257L85 258L88 259L89 255H88L87 252H85ZM114 253L117 254L116 252H114ZM220 253H222V254H220ZM91 254H92V252H91ZM139 254L140 253H138L137 255H139ZM92 256H93V254H92ZM81 260H82V258H81ZM81 260H79V261H81ZM134 260L135 259H131L127 264H132L134 262Z\"/></svg>", "mask_w": 264, "mask_h": 264}]
</instances>
